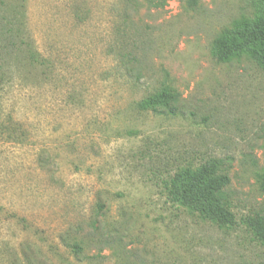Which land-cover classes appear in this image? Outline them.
I'll return each instance as SVG.
<instances>
[{
    "label": "rangeland",
    "instance_id": "1",
    "mask_svg": "<svg viewBox=\"0 0 264 264\" xmlns=\"http://www.w3.org/2000/svg\"><path fill=\"white\" fill-rule=\"evenodd\" d=\"M254 1L0 0V264H264V74L211 54ZM163 83L178 116L138 109ZM211 160L233 227L169 198Z\"/></svg>",
    "mask_w": 264,
    "mask_h": 264
},
{
    "label": "trees",
    "instance_id": "2",
    "mask_svg": "<svg viewBox=\"0 0 264 264\" xmlns=\"http://www.w3.org/2000/svg\"><path fill=\"white\" fill-rule=\"evenodd\" d=\"M169 1L149 0L155 8L165 7ZM199 1L186 0L190 7H196ZM11 42L0 45V49L4 52L13 50L15 46ZM211 54L220 64L247 60L264 74V0H255L251 14L242 15L230 27L219 32L212 42ZM7 80L6 74L1 71L0 91L6 87ZM180 97L179 92L169 83H163L157 92L142 99L137 105L143 112L178 116ZM229 183V177L221 173L220 162L211 160L196 168L187 166L180 169L168 188L169 198L172 203L189 212L219 227L229 228L235 224L226 190ZM243 222L253 239L264 245V216H249ZM69 246L77 255L83 252L77 242Z\"/></svg>",
    "mask_w": 264,
    "mask_h": 264
}]
</instances>
